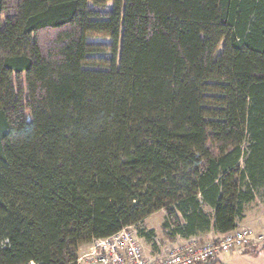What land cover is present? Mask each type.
<instances>
[{
  "label": "trees",
  "instance_id": "1",
  "mask_svg": "<svg viewBox=\"0 0 264 264\" xmlns=\"http://www.w3.org/2000/svg\"><path fill=\"white\" fill-rule=\"evenodd\" d=\"M263 191L264 0H0V264L160 211L222 236Z\"/></svg>",
  "mask_w": 264,
  "mask_h": 264
},
{
  "label": "built area",
  "instance_id": "2",
  "mask_svg": "<svg viewBox=\"0 0 264 264\" xmlns=\"http://www.w3.org/2000/svg\"><path fill=\"white\" fill-rule=\"evenodd\" d=\"M256 243H264V233L256 235L250 229L238 227L214 243L185 241L151 262L137 236V226H131L93 241L89 250L78 255L76 264H206L219 255L238 252Z\"/></svg>",
  "mask_w": 264,
  "mask_h": 264
},
{
  "label": "rangeland",
  "instance_id": "3",
  "mask_svg": "<svg viewBox=\"0 0 264 264\" xmlns=\"http://www.w3.org/2000/svg\"><path fill=\"white\" fill-rule=\"evenodd\" d=\"M112 6L113 4H110L109 8H112ZM91 41L97 43H112V40L110 39H93ZM261 203L262 201L259 197V199L256 200L254 206H261ZM254 206L252 209H249L250 212L247 211V225H249L251 228L253 227V223L255 224L258 222L255 219L259 218L260 216L259 211H256ZM161 217L162 215H157L154 217L151 222L148 223L149 227H146L145 230H143L144 236H146V241L143 243V245L145 246L147 257L151 260V262L161 257L165 253H168L169 249L173 247V245H170V241L167 237V235H170V232L163 230L161 226ZM260 217L263 218L264 216ZM148 228H154L153 237L151 239L147 238V235L152 232ZM140 234L143 235L142 230L140 229V226H137L138 238L141 237ZM90 248V244L82 245L78 250V255L83 251L89 250ZM215 264H264V244L258 245L250 250L228 253V255L222 256Z\"/></svg>",
  "mask_w": 264,
  "mask_h": 264
},
{
  "label": "crops",
  "instance_id": "4",
  "mask_svg": "<svg viewBox=\"0 0 264 264\" xmlns=\"http://www.w3.org/2000/svg\"><path fill=\"white\" fill-rule=\"evenodd\" d=\"M259 199V196H256V199L248 204L246 207H245V212H244V215L241 219H239L237 221V226L238 227H243V228H247V229H250L252 231H254V233L256 235H261L263 234L264 232V217L261 218L260 216H264V198H260V200L262 201L261 203V206H254L256 200ZM253 206L255 207L256 211H259V218L255 219L256 221H258L257 223H253V227L251 228L249 225H247V220H248V214H247V211H249V209H252ZM250 212V211H249ZM157 215H162L161 219H160V222H161V226L163 228V230H165L164 228V222H165V219H166V214L164 211H160L154 215H152L151 217H149L148 219H146L144 222H142L139 226H140V229L142 230V234H143V230H145L146 227H149V222H151V220L156 217ZM148 224V225H147ZM150 229V228H148ZM151 231L154 230V228H151L150 229ZM166 231V230H165ZM140 241L142 243H145L146 241V236L141 235L140 234ZM168 237V240L170 241V245L172 246H177V245H181L183 242L185 241H193V242H197V243H214V242H217L221 235L219 234H216L213 230L211 231H206V232H202V231H198L196 235L194 236H184V235H181V234H170V235H167ZM264 243H257L255 244L254 246L248 248V249H244V250H241V251H245V250H250L258 245H262ZM228 254H223V255H219L218 256V260L222 257V256H226Z\"/></svg>",
  "mask_w": 264,
  "mask_h": 264
}]
</instances>
